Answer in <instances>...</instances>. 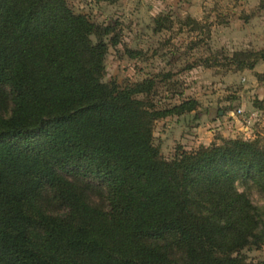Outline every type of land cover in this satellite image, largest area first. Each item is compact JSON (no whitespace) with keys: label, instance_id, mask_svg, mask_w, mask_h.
Returning <instances> with one entry per match:
<instances>
[{"label":"trees","instance_id":"16d2710c","mask_svg":"<svg viewBox=\"0 0 264 264\" xmlns=\"http://www.w3.org/2000/svg\"><path fill=\"white\" fill-rule=\"evenodd\" d=\"M112 30L66 0H0V264H249L243 250L264 245L251 199L264 143L163 158L154 121L196 102L158 109L136 97L152 80L103 81Z\"/></svg>","mask_w":264,"mask_h":264},{"label":"rangeland","instance_id":"374dc122","mask_svg":"<svg viewBox=\"0 0 264 264\" xmlns=\"http://www.w3.org/2000/svg\"><path fill=\"white\" fill-rule=\"evenodd\" d=\"M66 1L96 25L113 28L104 36L103 81L125 88L152 80L150 94L136 97L152 100L158 109L196 102L192 112L154 121L153 142L163 158L202 146L195 141L197 125L202 132L213 130L210 143L235 138L264 143V60L249 55L264 50V0ZM251 199L264 204L257 190ZM161 243H175L172 256L183 260L174 235ZM243 253L249 264H264V245Z\"/></svg>","mask_w":264,"mask_h":264},{"label":"crops","instance_id":"0c3cea01","mask_svg":"<svg viewBox=\"0 0 264 264\" xmlns=\"http://www.w3.org/2000/svg\"><path fill=\"white\" fill-rule=\"evenodd\" d=\"M204 115H206V114H204ZM204 115H203V117H204ZM223 117H225V116H223ZM198 118V117H197ZM196 118V119H197ZM225 119V118H224ZM213 124V123H212ZM211 124V125H212ZM220 123L218 122V125H219ZM196 132H197V134H198V136L195 138V141L197 140V142L199 143V144H203V145H208V144H210V142H212V140H214L213 139V134H212V132H213V130H209V131H204V132H202V128H201V126H199V125H197V128H196Z\"/></svg>","mask_w":264,"mask_h":264},{"label":"built area","instance_id":"2783aa9c","mask_svg":"<svg viewBox=\"0 0 264 264\" xmlns=\"http://www.w3.org/2000/svg\"><path fill=\"white\" fill-rule=\"evenodd\" d=\"M237 113L242 115V114H243V110H242V109H238V110H237ZM253 114H254V113H252V116H253ZM241 115H240V116H241ZM248 117L251 118V115H248V116H244V115H243V119H246V118H248ZM249 118H248L247 120H249Z\"/></svg>","mask_w":264,"mask_h":264}]
</instances>
